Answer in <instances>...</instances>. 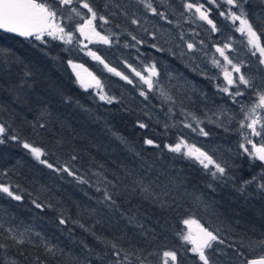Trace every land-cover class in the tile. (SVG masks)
Returning <instances> with one entry per match:
<instances>
[{
	"label": "trees",
	"instance_id": "trees-1",
	"mask_svg": "<svg viewBox=\"0 0 264 264\" xmlns=\"http://www.w3.org/2000/svg\"><path fill=\"white\" fill-rule=\"evenodd\" d=\"M90 2L111 21V23L102 26L101 22L97 21V30L101 34L115 33L119 37V42L117 43L113 37L112 46L98 43L91 45L89 49L96 51L111 66L130 76L131 73L124 67L123 61L140 69L145 63L156 60L162 73L167 71L171 76L179 78L169 80L162 75L166 88L188 80L208 94L210 98L208 108L215 109L216 106H224L235 109L236 106L231 104L228 97L223 93H218L215 89L216 83L223 84L222 79L219 78L218 81L205 79L193 71V62L188 59V56L180 55L182 50H186L183 49V43L179 40L181 32L185 34L186 39L203 40L207 45L204 49L207 56L214 53L213 44L222 45L229 42L231 38L232 45L238 51L232 54L239 55L240 60L249 65V69L257 72V57L252 56L241 43L245 39L235 31L236 25H232L229 20L219 15L221 8H225L224 4L217 8L208 5L207 0H200L205 3L206 7L212 9L210 18L219 29L213 33L205 22L198 19L186 20L187 13L185 16H181V13L184 12L182 0H166L163 6L160 4V0H152L153 6L165 11L169 19L172 20V24L151 16L135 0H114L115 3L121 5L120 9L112 8L111 4L105 9L104 5L107 0H90ZM245 9L249 13L250 22L254 23V27L258 31H264V23L258 19V17L264 16V3H261V0H249ZM121 10L126 11L129 17L135 13V17L141 19L142 23L144 19H148L150 24L146 26L150 32L155 31V28H160L161 33L170 35L171 42L163 44V47L166 49L171 47L172 53L167 51L157 53L148 47L155 41H152L140 28L132 25L128 18L120 15ZM112 12H117V15L111 16ZM117 24L120 25V28L116 27ZM129 32L144 40L145 44L125 48V43L134 44L131 36L128 35ZM161 33H157V35L159 36ZM76 35L79 36L78 33ZM261 42L264 43V36L261 37ZM160 43L163 42L160 41ZM177 44L180 47H176ZM70 48L71 46L63 45L59 41H51L45 46L39 41H22L0 33V53L4 54L0 56V105L3 106L0 109V123L11 125L10 134L19 135L22 140L34 143L35 146L49 153H54L47 157L51 162L55 163L59 160L60 164H65L75 153L79 156L77 161L71 162L75 168L84 173H88L89 167L93 170L106 171L109 178H112L113 172L120 173L121 171L118 165H127L133 160L131 154L124 145L115 139L112 132L125 137L130 146L138 151H144L145 155L154 154L157 151L145 149L143 140L146 136L161 144L175 143L179 133L186 135L191 142L197 143L205 149H217L215 156L220 160H227L232 165L231 172L235 176L237 185L253 176L259 178L264 171V165H261L259 161H251L246 154L239 151L238 145L242 140L239 139L241 135L238 131V123L233 122L228 125L231 128V131L228 132H225L223 128L207 125L212 135L206 138L210 141L208 145H204L202 143L204 137H197L182 127L179 122L184 120V117L178 114L174 118L177 122L176 129L170 130L168 135H164L162 123L165 121L172 123L173 121L160 111L158 98L153 97L152 103L157 107L150 108V110L154 116L159 115L160 124H157L155 119L147 120L143 116V98L138 95L135 88L104 70L102 65L86 55L87 49L79 51L78 49L70 50ZM136 48H140L139 53ZM201 55H203V59H200ZM207 56L201 52L199 58L196 59L201 61V69L205 70ZM5 59L10 63L5 64L3 62ZM68 60L82 64L106 81L110 85L111 94L117 96L122 103L105 105L98 100V97L94 98L90 95L91 91L85 92L78 84ZM196 60L195 63L199 64L200 62ZM25 72H30L31 76L26 77ZM25 80L31 87L19 88L18 85ZM172 90L176 94V89ZM17 93L20 94L19 99ZM65 97H70L72 103H66ZM177 99H180L179 95H177ZM247 99L245 98V100ZM77 102L84 108L90 109V113L78 107ZM183 106L203 118L205 105L199 95H193L191 101L185 100ZM125 108L129 111H124ZM43 110H47L51 114L47 117L51 131L36 135L29 122L36 121ZM176 111L179 112V109ZM137 119H143L149 123V129L141 130L135 127ZM225 123H227L226 120ZM60 138L64 141L63 148H58L55 144V140ZM216 141L224 146L233 147V150L224 151L217 148ZM170 156L172 154L165 151L166 164L174 165L177 170H182L183 175L188 176L193 184L204 191L215 211L212 213L195 210L187 202L181 201L174 211L161 214L151 209L147 204L139 205L135 200L131 203L121 202L122 210L127 213L137 212L138 209V215L145 223V227L152 230L149 232L148 239L145 240L137 230L125 227V221L119 219V214H110L101 205L96 204L95 200H89L79 190L83 187L90 195H98L94 193L93 189H89L87 186H78L74 182L60 180L50 170L34 161L18 142L6 139L5 143L0 144V182L19 184L20 194L24 196V200L22 202L12 201L4 194H0V208L6 210L10 217L15 218L14 221L5 224V227H9L10 224L20 225L21 229L30 226L51 243L58 244L79 256L84 264H109L111 259L110 250L105 249L95 239L92 232L112 240L121 237V229L131 237V245L134 247L155 252L174 250L177 252L178 264H199L197 257L191 252L192 246L182 241L178 236V233L186 232L185 226L181 222L182 219L193 214L205 226H210L213 230L221 229L222 236L228 242L239 243L243 240L247 244L248 238L258 239L264 235V192H258L252 185L248 188L250 193L248 196H241L233 187H219L217 192L212 194L204 187L211 178L204 175V170L199 165L188 160L167 159ZM150 158H154V156H150ZM100 164L105 165V168L99 169ZM88 174L90 175V173ZM37 198L45 205L50 203L53 207L47 208L45 211L35 209L31 200ZM91 209L97 210L95 215L90 214ZM61 212L65 217H71L67 227L58 224ZM97 219L102 222L97 224ZM72 220L79 223L74 224L71 222ZM79 224L92 229V232L85 231L79 227ZM119 242L125 248L129 247L127 239H122ZM0 243L9 245L8 257L16 259L18 264H39L40 261H43L44 264H65L64 258L53 259L46 255L41 247L28 244L22 247L16 246L10 239L5 240L3 235H0ZM218 247L222 248L223 246ZM224 251L229 252V257L216 255L214 259L220 264H239L241 258L233 259L230 249L225 248ZM242 251L249 258H258L260 255H264V252L259 249L244 247ZM0 259L3 257L0 256ZM149 259L152 264H159L158 256H151Z\"/></svg>",
	"mask_w": 264,
	"mask_h": 264
},
{
	"label": "snow or ice",
	"instance_id": "snow-or-ice-1",
	"mask_svg": "<svg viewBox=\"0 0 264 264\" xmlns=\"http://www.w3.org/2000/svg\"><path fill=\"white\" fill-rule=\"evenodd\" d=\"M135 2L142 5L151 16L172 24V20L169 19L166 12L154 7L152 0H135ZM248 2L249 0H207V4L210 6L217 8H220L221 4L228 6L226 9L221 8L219 15L226 20H230L234 26L238 22L235 31L245 38L241 43L244 44L252 56L257 57V72L245 71L244 69L249 68V65L230 55L236 51L233 48L231 38L229 42L222 45H212L215 51L208 57L206 63L211 68L218 70L223 77V84L216 83L214 85L215 89L218 93L227 96L231 104L236 106L235 109L224 106H216L215 109L208 108L207 105L210 99L208 94L203 92L202 89H198L188 80H184L182 84L166 88L163 84L162 75L169 80L179 78L171 76L167 71L162 73L156 60L145 63L140 69L127 61H123L124 67L129 70L131 76L107 63L96 51L89 49L88 44L83 43V41L112 46L113 37H115L117 43L119 37L115 33L101 34L97 30V21L101 22V26L109 24L111 21L90 0H52V2L50 0H0V31L14 34L28 41H39L45 46L51 41H59L63 45L71 46L70 50L85 51L87 49L86 55L102 65L104 70L137 90L138 95L143 98V116L147 120L155 119L157 124L161 123L159 115L154 116L150 108L157 107L152 103L153 97L159 99L160 111L173 121L172 123L166 121L162 123L164 135H168L170 130L176 129L177 122L174 118L178 114L184 117V120L179 122L182 127L188 129L197 137L208 138L212 135L207 125H214L228 132L231 131L228 125L233 122L238 123V131L242 137V142L238 147L243 150V154H246L251 161H259L261 165H264V68L259 67L264 66V43L261 42L264 31H258L254 27V23L250 22L249 13L245 9ZM165 3L166 0H160L162 6ZM182 3L184 7V12L181 13L182 17L187 13L186 20L198 19L209 25L211 32L219 31L216 23L210 18L212 9L206 7L205 3L200 2V0H182ZM261 3H264V0H261ZM109 4L112 8H121V5L115 3L114 0H107L104 5L105 9L109 7ZM119 14L128 18L132 25L140 28L152 41H155L149 44L148 47L157 53H164L165 51L172 53L171 47L167 49L163 47V44L171 42L170 35L161 33L160 28H155V31L150 32L146 26L150 24V21L144 19L142 23L141 19L135 17V13L129 17L126 11L121 10ZM110 15L115 16L117 12H112ZM258 19L264 23V16L258 17ZM116 27L120 28V25L117 24ZM77 33L79 36L76 35ZM157 33H161V35L158 36ZM128 35L131 36L134 44L125 43V48L145 44V41L137 38L136 35L130 32ZM81 38L83 39L81 40ZM179 40L183 43V49H186L182 50L180 55L188 56V59L193 62V71H196L205 79L218 81L219 76L210 75L209 71L201 69L200 64L195 63L201 52H204L205 56L208 55L204 51L207 47L205 42L203 40L186 39L183 32L179 34ZM160 41L163 43H160ZM176 47H180V45L177 44ZM136 51L139 53L140 48H136ZM189 53L192 55H188ZM3 55V53H0V56ZM3 62L5 64L10 63L6 59ZM68 64L75 72L76 79L85 92L91 89L90 95L94 98L98 97V100L105 105L122 103L117 96L111 94L110 85L106 81L89 71L82 64L74 63L72 60H68ZM25 76L30 77L31 73L25 72ZM25 86L31 87L26 80L18 85L21 89ZM173 88L176 89V94L173 93ZM177 95L180 96V99H177ZM193 95H199L204 102L203 118L183 106L185 100H192ZM19 96L20 94L17 93L18 99ZM245 98L248 99L245 100ZM65 102L72 103V100L70 97H65ZM77 106L90 113V109L84 108L78 102ZM2 108L3 106L0 105V109ZM177 109H179V112L176 111ZM123 110L129 111L126 108ZM50 115L47 110H43L36 121L29 122L32 131L36 135L51 131L47 121V117ZM97 119L99 118L97 117ZM225 120L227 123H225ZM135 127L147 130L150 125L143 119H137ZM10 129L11 125L0 123V144L5 143L6 139L16 141L23 149L27 150L34 161L50 170L60 180L69 183L74 182L78 186H87V188L93 189L94 193L98 195H90L83 187L79 190L89 200H95L96 204L101 205L110 214H119V219L125 221V227L137 230L145 240L148 239L149 232L152 230L145 227V223L138 215V209L137 212L127 213L122 210L121 202L131 203L135 200L139 205L147 204L151 209L161 214L174 211L181 201L187 202L195 210L212 213L215 211L204 191L193 184L188 176L183 175L182 170H177L174 165L166 164L165 151L172 154L167 159L188 160L199 165L204 170V175L211 178L204 187L212 194H215L219 187H233L241 196H248L250 195L248 188L252 185L255 186L258 192H264V171H262L259 178L253 176L237 185L235 176L231 172L232 165L227 160H220L215 156L217 149H205L197 143L191 142L186 135L179 133L175 143L161 144L157 140L146 136L143 140L145 149L157 151L154 154L145 155L144 151H138L130 146L125 137L112 132L111 134L125 146L133 160L130 164L118 165L121 170L120 173L113 172L112 178H109L106 171L93 170L89 167V175L75 168L71 164L72 161L79 159V156L75 153L70 156V161L65 164H60L59 160L53 163L47 157L54 153H49L35 146L34 143L22 140L19 135L10 134ZM109 132H111V129H109ZM253 137L260 138V146H257V142L253 141ZM55 144L58 148H63L64 141L62 138L56 139ZM247 145H251V148ZM228 151L231 150L228 149ZM150 156H154V158H150ZM104 168L105 165H99V169ZM3 174L6 175V173ZM68 178H71V180H68ZM20 191L19 184L12 185L0 182V194H4L12 201L22 202L24 200V196L20 194ZM31 204L40 211L53 207L50 203L45 205L38 198L32 199ZM96 211V209H91L90 214L95 215ZM14 219V217L8 215L6 210L0 208V235H3L5 240L10 239L14 245L21 247L25 244L41 247L45 254L53 259L64 258L65 264H84L79 256L58 244L51 243L40 232L35 231L30 226L21 229L20 225L10 224L6 228L5 224L14 221ZM69 220H71V217H65L64 213L61 212L58 217V224L67 227ZM71 222L74 224L79 223L76 220ZM101 222L100 219L96 221L97 224ZM181 222L187 231L178 233V236L182 241L192 246L191 252L197 257L199 264H220L214 259V256L229 257L230 254L224 251L225 248L231 250L233 259L241 258L239 264H264V255H260L258 258H249L242 251L244 247H248L264 252V235L258 239L248 238L247 244L243 240L239 243L236 241L228 242L222 236L221 229L213 230L210 226H205L195 217V214L182 219ZM79 227L87 232H92V229L85 228L83 224H79ZM121 233V237L109 240L92 232L95 239L105 249L110 250L111 259L109 264H152L149 259L151 256H158L159 264H178L176 251H146L132 246L131 237L123 229H121ZM122 239L129 241V247L125 248L119 242ZM9 250L8 244L0 243V256L3 257V259H0V264H18L16 259L8 257ZM100 258L102 259V257ZM39 264H44V262L40 261Z\"/></svg>",
	"mask_w": 264,
	"mask_h": 264
},
{
	"label": "rangeland",
	"instance_id": "rangeland-1",
	"mask_svg": "<svg viewBox=\"0 0 264 264\" xmlns=\"http://www.w3.org/2000/svg\"><path fill=\"white\" fill-rule=\"evenodd\" d=\"M225 5V4H224ZM228 6L227 5H225V8H227ZM81 11H86V10H81ZM230 21V20H229ZM231 22V21H230ZM236 26H238V22H237V25ZM240 34V33H239ZM241 35V34H240ZM244 38V37H243ZM83 38H81V40H82ZM245 39V38H244ZM83 43H86V44H88V48L91 46V45H93V44H98V42H93V43H88L87 41H83ZM233 48L234 49H237V48H235L234 46H233ZM215 50V49H214ZM234 52H238L237 50L236 51H234ZM233 53V52H232ZM230 54L231 56H233L234 58H237L238 60H240V57H239V55H236V54ZM212 55V54H211ZM210 55V56H211ZM218 55V54H217ZM208 57L209 56H207V58L206 57H204V58H206V59H208ZM200 59H203V55H201L200 56ZM197 62H200L199 64H200V67H202V64H201V61H199V60H196ZM206 63V62H205ZM204 66V65H203ZM258 66V65H257ZM259 67H262V68H264V66H259ZM204 68H205V70H207V71H209V73H210V75L211 74H215V75H217V76H219V78L220 79H222L223 80V77H222V75H220V73H219V71L218 70H216V69H214V68H211V66L209 65V64H207L206 63V65L204 66ZM71 70H72V72L75 74V72L73 71V69L71 68ZM245 71H252V72H254L253 71V69H244ZM76 76V75H75ZM258 82H259V75H258ZM78 84H79V82H78ZM80 85V84H79ZM89 91H91V89L89 90ZM239 139H241L242 140V137L241 136H239ZM253 139V141L254 142H257V146H260V143H259V141H260V138H258V137H253L252 138ZM210 141L208 140V139H206V138H203V140H202V143L204 144V145H208V143H209ZM217 142V141H216ZM218 143V142H217ZM211 145V144H210ZM248 146V145H247ZM217 148H221V150L223 149L224 151L226 150V151H228V149H230V150H233L232 148L233 147H227V146H224L222 143H218L217 144ZM249 148H251L250 146H249ZM239 151L240 152H243V150L242 149H240L239 148ZM186 231H187V229H186Z\"/></svg>",
	"mask_w": 264,
	"mask_h": 264
},
{
	"label": "water",
	"instance_id": "water-1",
	"mask_svg": "<svg viewBox=\"0 0 264 264\" xmlns=\"http://www.w3.org/2000/svg\"><path fill=\"white\" fill-rule=\"evenodd\" d=\"M0 33L4 34V35H7V36H12V37H15V38H18L22 41H28V40H25L24 38H21V37H18V36H15L14 34H10V33H3L2 31H0Z\"/></svg>",
	"mask_w": 264,
	"mask_h": 264
},
{
	"label": "bare ground",
	"instance_id": "bare-ground-1",
	"mask_svg": "<svg viewBox=\"0 0 264 264\" xmlns=\"http://www.w3.org/2000/svg\"><path fill=\"white\" fill-rule=\"evenodd\" d=\"M109 75V74H108Z\"/></svg>",
	"mask_w": 264,
	"mask_h": 264
}]
</instances>
